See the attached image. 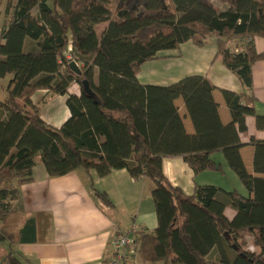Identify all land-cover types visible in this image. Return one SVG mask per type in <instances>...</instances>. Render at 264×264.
<instances>
[{
	"label": "trees",
	"instance_id": "obj_1",
	"mask_svg": "<svg viewBox=\"0 0 264 264\" xmlns=\"http://www.w3.org/2000/svg\"><path fill=\"white\" fill-rule=\"evenodd\" d=\"M3 0H0V5ZM8 0V20L0 33V80L10 77L0 99V241L36 243L33 220L14 234L23 211L20 188L34 181L40 162L49 177L77 170L101 178L126 170L136 180L154 183L158 218L154 233L137 241L145 264H264V141L255 148L254 173L241 156L255 117L264 132L256 99L222 91L232 122L224 125L205 76H191L170 86H144L139 68L175 51L186 42L203 46L217 37V54L246 90L253 91V66L264 59L256 38H264V0ZM36 13V14H34ZM106 25L101 38L99 26ZM239 49L233 51L229 43ZM82 64L77 75L70 63ZM94 97L87 95L83 82ZM78 84L81 95L69 93ZM47 90L67 96L71 118L60 128L47 125L41 106L31 101ZM182 98L194 125L186 133L176 101ZM222 153L248 195L212 185L198 186L193 196L174 188L163 173L165 158L182 157L196 173L218 169L211 159ZM107 207L111 201L99 192ZM236 215L230 220L225 211ZM254 239V251L240 244ZM28 236V237H27ZM216 251L217 260L209 256ZM0 264H24L0 249Z\"/></svg>",
	"mask_w": 264,
	"mask_h": 264
},
{
	"label": "crops",
	"instance_id": "obj_2",
	"mask_svg": "<svg viewBox=\"0 0 264 264\" xmlns=\"http://www.w3.org/2000/svg\"><path fill=\"white\" fill-rule=\"evenodd\" d=\"M106 25L97 28L101 38ZM256 49L264 55V38H256ZM233 51L239 47L229 43ZM191 76H205L215 91L213 97L219 106L220 119L224 125L232 122L230 110L222 91L243 94L256 99V112L264 117V59L253 66V91H248L240 79L226 68L217 54V37L213 36L203 46L189 41L178 50L161 53L157 60L143 64L137 73L144 86H170ZM10 77L0 80V87L7 86ZM69 93L80 96L78 84ZM41 106V119L49 126L60 129L70 118L67 96H53L41 90L31 99ZM183 118L186 133L195 134L194 125L182 98L176 102ZM248 131L241 141L246 146L241 156L249 174L254 173L255 148L251 139L264 141L255 117L246 119ZM212 161L218 168L196 174L182 157L163 160L164 176L174 188H180L186 196H193L198 186L212 185L227 192L237 191L248 195L237 174L230 168L222 153H214ZM154 183L150 179L136 180L128 171H113L101 178L95 171L77 170L63 177L51 178L39 162L34 168V181L23 185L21 200L23 211L16 215L14 234L33 220L36 226V243L0 241V249L20 256L24 264H108L111 255L110 242L117 234L139 238L154 233L158 227L155 203L152 197ZM106 194L113 207H107L95 196ZM225 215L232 220L236 212L227 208ZM1 228V223H0ZM28 237V236H27Z\"/></svg>",
	"mask_w": 264,
	"mask_h": 264
},
{
	"label": "built area",
	"instance_id": "obj_3",
	"mask_svg": "<svg viewBox=\"0 0 264 264\" xmlns=\"http://www.w3.org/2000/svg\"><path fill=\"white\" fill-rule=\"evenodd\" d=\"M110 246L111 255L108 264H143L136 237L117 234L112 238Z\"/></svg>",
	"mask_w": 264,
	"mask_h": 264
},
{
	"label": "rangeland",
	"instance_id": "obj_4",
	"mask_svg": "<svg viewBox=\"0 0 264 264\" xmlns=\"http://www.w3.org/2000/svg\"><path fill=\"white\" fill-rule=\"evenodd\" d=\"M213 2V4L218 8V9H224L225 5L222 3V0H211ZM7 4H8V0H3L1 5H0V33L1 31L4 29V25L5 22H7L8 20V15L6 14V9H7ZM36 14V13H34ZM79 68H82V64L77 63ZM5 85L0 87V99L3 98L4 95V89H5ZM240 244H244L246 243L247 245L244 246L245 250H250V251H254L255 247L254 245V239L252 236H250L249 234H243L242 238L239 240ZM218 258V254L216 251H214L210 256L209 259L210 260H217ZM145 264V263H143Z\"/></svg>",
	"mask_w": 264,
	"mask_h": 264
},
{
	"label": "water",
	"instance_id": "obj_5",
	"mask_svg": "<svg viewBox=\"0 0 264 264\" xmlns=\"http://www.w3.org/2000/svg\"><path fill=\"white\" fill-rule=\"evenodd\" d=\"M70 68L77 74V75H81V69L79 68L78 64L76 62H72L70 63ZM83 88L84 91L87 95L94 97V94L92 92V90L90 89V85L87 81L83 82Z\"/></svg>",
	"mask_w": 264,
	"mask_h": 264
}]
</instances>
